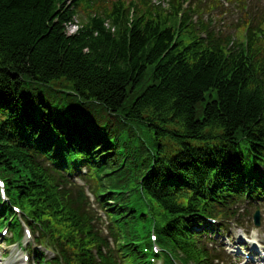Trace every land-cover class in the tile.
I'll use <instances>...</instances> for the list:
<instances>
[{
	"label": "trees",
	"instance_id": "16d2710c",
	"mask_svg": "<svg viewBox=\"0 0 264 264\" xmlns=\"http://www.w3.org/2000/svg\"><path fill=\"white\" fill-rule=\"evenodd\" d=\"M76 18L77 31L68 35ZM170 25L145 0H0V96L19 107L25 98L46 101L64 93L69 109L104 113L98 125L113 154L87 179L115 203L109 216L145 214L147 228L153 224L160 236L187 214L218 216L229 205L218 200L201 207L190 192L170 199L157 183L153 189L163 196L142 185V195L155 204L141 207L140 177L153 165L152 172L171 174L167 153L176 149L170 156L178 161L199 159L211 155L212 141L227 152L245 141L264 161V31L248 33L247 49H228V42L191 33L181 39L183 27ZM14 109L0 110L10 123ZM3 125L0 118V177L12 203L56 251V262L112 264L110 251L101 252L107 245L82 191L47 169ZM185 259L199 263L202 257L193 252Z\"/></svg>",
	"mask_w": 264,
	"mask_h": 264
},
{
	"label": "rangeland",
	"instance_id": "374dc122",
	"mask_svg": "<svg viewBox=\"0 0 264 264\" xmlns=\"http://www.w3.org/2000/svg\"><path fill=\"white\" fill-rule=\"evenodd\" d=\"M213 18L214 19H216L217 20V23H216V25H218V23H220L219 21H218V17H217V14L215 13L214 15H213ZM67 32L68 33H73L74 32V28L72 27V26H70L68 29H67ZM264 217V216H263ZM262 223V222H261ZM245 226L246 227H249L247 224H245ZM261 226V228L264 230V226H262V225H260ZM235 227L233 226V231H235ZM262 233H264V232H262ZM3 246L4 245H1V240H0V261H3L4 260V256H2L3 255V253L4 254H8L7 252H5V250H4V248H3ZM24 249V248H23ZM20 254V253H19ZM23 254H26L24 251H22L21 252V255H23ZM20 255V256H21ZM47 256V255H46Z\"/></svg>",
	"mask_w": 264,
	"mask_h": 264
},
{
	"label": "bare ground",
	"instance_id": "6f19581e",
	"mask_svg": "<svg viewBox=\"0 0 264 264\" xmlns=\"http://www.w3.org/2000/svg\"><path fill=\"white\" fill-rule=\"evenodd\" d=\"M10 205V204H9ZM11 209L15 212V209L13 207H11Z\"/></svg>",
	"mask_w": 264,
	"mask_h": 264
}]
</instances>
